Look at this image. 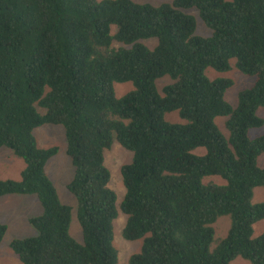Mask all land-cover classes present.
Wrapping results in <instances>:
<instances>
[{
  "label": "trees",
  "instance_id": "trees-1",
  "mask_svg": "<svg viewBox=\"0 0 264 264\" xmlns=\"http://www.w3.org/2000/svg\"><path fill=\"white\" fill-rule=\"evenodd\" d=\"M196 9L212 31L196 36ZM114 30H116L114 32ZM156 39L149 49L139 43ZM131 48H115L114 43ZM237 69L256 78L226 100L230 79L206 71ZM169 76L174 83L157 89ZM133 83L122 98L115 84ZM38 108L44 110L42 114ZM264 0H174L159 7L131 0H0V149L22 159L20 180L0 178V199L35 196L40 216L29 220L37 236L14 240L22 264H118L114 221L128 217L125 240H143L129 264H264V135L249 132L264 119ZM178 112L184 124L166 120ZM217 118H227L226 139ZM65 129L83 243L70 234L72 211L61 203L46 172L58 147H38L34 131ZM133 153L121 170L125 196L117 205L105 152L114 142ZM205 149V155L194 151ZM219 177L224 185L204 179ZM231 218L216 240L214 224ZM0 224V244L7 234Z\"/></svg>",
  "mask_w": 264,
  "mask_h": 264
},
{
  "label": "rangeland",
  "instance_id": "rangeland-1",
  "mask_svg": "<svg viewBox=\"0 0 264 264\" xmlns=\"http://www.w3.org/2000/svg\"><path fill=\"white\" fill-rule=\"evenodd\" d=\"M100 2L105 0H99ZM115 1V0H114ZM139 5H151L159 7L165 4H172L174 0H131ZM186 14L195 17L197 22L196 36L210 37L212 31L203 23L199 12L196 9L184 11ZM116 30H114L115 32ZM139 43L145 45L149 49H154L158 45V40L149 39ZM115 48H131L119 43H114ZM206 76L210 80L230 79L233 86L226 92L225 100L234 108L238 106L239 93L255 84L256 78L243 75L236 67V60L231 61V70L226 73H219L212 69L206 71ZM174 81L166 76L157 81V89L163 95L164 88L173 84ZM115 94L117 98H122L131 91L135 90L133 83L115 84ZM40 113L45 111L38 108ZM258 116L264 119V108L258 110ZM166 120L172 124H184L178 112L166 115ZM227 118H217L215 123L226 139L229 138V132L226 129ZM38 147L48 149L58 147V154L52 158L47 166L46 172L52 180L61 203L70 206L72 211V223L70 227L71 236L79 243H83V234L77 219L78 204L74 196H72L67 186L74 176V168L70 158L67 156V140L65 129L61 126L46 125L34 131ZM264 135V126L258 129H252L249 132L251 140ZM196 155H205V149H197L194 151ZM133 161V153L125 150L116 141L112 148L105 152V163L111 173L109 183L117 195L118 208L125 196V188L123 185L121 170L124 166L131 164ZM258 165L264 168V155L258 159ZM25 169L22 159L17 157L9 149H0V178L3 180H20L21 173ZM213 182L217 185H224L225 181L219 177H209L204 179V183ZM253 204L264 202V188H258L254 191ZM43 212L42 206L35 196L11 195L0 199V224L6 225L7 234L0 244V264H22L17 255L11 250V243L14 240H22L37 236V231L30 225L29 220L33 217L40 216ZM128 217L119 209V216L114 221V247L118 251V264H129V260L133 255L139 254L143 246V240L130 242L124 239L123 231L127 224ZM216 240L223 239L227 236L231 227V218L229 216L220 217L214 224ZM264 234V221L259 222L254 227V237ZM231 264H251L241 258L236 259Z\"/></svg>",
  "mask_w": 264,
  "mask_h": 264
}]
</instances>
